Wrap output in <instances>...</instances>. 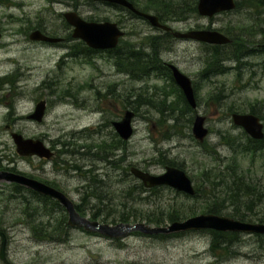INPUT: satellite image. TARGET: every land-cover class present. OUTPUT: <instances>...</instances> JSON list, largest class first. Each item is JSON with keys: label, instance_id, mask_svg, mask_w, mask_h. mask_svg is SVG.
<instances>
[{"label": "rangeland", "instance_id": "374dc122", "mask_svg": "<svg viewBox=\"0 0 264 264\" xmlns=\"http://www.w3.org/2000/svg\"><path fill=\"white\" fill-rule=\"evenodd\" d=\"M173 1L179 6V0H169L170 4ZM141 3L149 4L147 0ZM237 3L234 12L217 15L213 20L200 19L198 14L190 16L202 26L233 33L232 38L248 42L251 48L264 39V0H237ZM139 7L157 15L153 7ZM70 11L88 20L120 23L127 35L121 40L117 53H127L143 43L146 35L158 34L149 23L103 3L0 0V31L3 33L0 41V155L14 160L13 165L19 172L40 181H56L61 192L81 207L84 216L95 217L101 224L112 226L107 219L122 212H141L139 223L147 224L150 217L169 225L167 215L170 211L192 210L185 219L178 221L183 222L194 217L191 216L193 210L196 216L203 214L202 208L209 206L206 202L219 205L218 215L238 216L252 223L264 222V152H258L253 159L252 154L235 152L229 144L231 140L243 146L248 142L245 130L235 126L231 117L234 113H251L252 106L259 108L256 103L264 101V55L249 53L251 57L248 58L244 55L242 59L253 65L239 66V71L236 62L227 61L225 73L208 76L201 82L198 74L203 73L210 60L208 51L202 55L194 44L178 43L173 55L160 54L163 61L175 62L192 80L201 82L197 112L206 116V126L211 133L199 143L192 133L196 113L184 111L181 101L169 97L167 81L157 78L145 83L132 80L126 72L117 71L118 59L114 56L111 59L79 56L61 64L65 48L34 45L27 40L28 36L25 38L27 32L38 25H45L49 33L69 38L63 14ZM169 18L170 15L165 17L166 24ZM181 27L175 26L177 30ZM238 33L247 36L238 38ZM69 39V45L79 43ZM93 59L97 66L86 63ZM4 78L9 81L5 83ZM86 82L92 84V89L84 86ZM105 94H108L109 103L102 99ZM42 100L48 104L44 121L28 120ZM126 110L137 114L133 121L134 134L124 151H116L108 158L110 164L112 161L117 166L110 165L97 158L103 153L97 147L102 146L104 140L115 138L111 123L121 120ZM258 110L261 112L257 115L264 123V110ZM103 124L109 125L93 130ZM12 133L40 140L57 152L63 150V143L74 144L75 153L66 154L64 158L60 153L57 166L51 160L43 163L37 156L22 157L17 153ZM90 144L94 149L84 148ZM109 149L112 152L113 147ZM119 156L124 161L118 162ZM235 157L240 172L252 180L251 185L257 190L256 195L239 196L237 203L230 193L235 187L230 177L225 176L229 175L228 167L234 165ZM76 163L80 169L68 168ZM168 164L185 170L203 198L186 197L169 187L158 188L156 193L144 187L147 191L143 192L142 183L131 174L132 168L137 167L159 175ZM205 172L224 177L225 183L222 181L214 193L219 200H206L208 195L213 196L208 182L213 176L202 177ZM15 188L0 183V233L7 236V254L12 264H264V236L248 234L241 237L237 234L236 242L216 251L211 247L214 240L208 233L210 230L168 240L144 234L111 241L99 234L67 226L63 234L46 233L38 237L35 228L49 220L48 212L41 207L38 195L26 198L25 192L18 193ZM63 209L62 214L61 211L56 216L52 213V218L63 221V215L68 216ZM0 264L4 263L0 260Z\"/></svg>", "mask_w": 264, "mask_h": 264}, {"label": "water", "instance_id": "95a60500", "mask_svg": "<svg viewBox=\"0 0 264 264\" xmlns=\"http://www.w3.org/2000/svg\"><path fill=\"white\" fill-rule=\"evenodd\" d=\"M93 2L109 3L119 5L133 11L138 16H142L155 27L164 31H169L170 28L160 23L156 15L147 14L138 11L128 0H89ZM236 8L235 0H199L198 12L203 17L212 18L215 15L223 12L232 11ZM66 22L74 28L73 38L84 42L88 47L95 50H113L115 49L125 32L121 30L117 23L114 22H95L86 21L76 12H68L64 15ZM182 38L192 39L198 42L211 45H226L231 40L217 31H191L186 34H180ZM2 34L0 32V40ZM32 41H55L46 36L41 31L36 30L30 35ZM176 83L184 92L188 103L192 108H196V100L193 93V88L190 80L174 68ZM46 103L40 102L35 110V113L29 119L41 122L45 115ZM135 113L126 111L122 121L113 122L118 135L123 140H129L133 135L132 120ZM235 125L242 127L246 133L255 140L264 139V124L259 117L253 114H234L232 116ZM205 119L197 116L192 132L194 137L200 142L208 135V130L204 126ZM12 138L17 147V153L22 157H33L50 159L52 152L40 140L25 139L21 134H12ZM131 173L139 179L143 185L148 188L159 186H169L176 191L183 192L189 196H195L192 181L180 169L169 167L162 175H151L143 172L140 169L132 168ZM0 181L15 183L19 186L28 187L36 192L42 193L52 199H55L62 205L68 214V225L71 228H83L89 233H98L102 236L119 239L129 236L132 232L139 231L147 235L157 234H172L183 233L188 231H205L211 230L221 233H239V234H258L264 235V223H252L236 220L226 216L215 214H201L191 217L183 222H173L166 227H151L145 223H137L134 225L120 224L111 226L101 224L96 221H91L81 217L76 211L75 204L64 193L57 191L45 183L29 178L19 173L0 172ZM0 260L4 264H11L7 257V238L4 233H0Z\"/></svg>", "mask_w": 264, "mask_h": 264}, {"label": "flooded vegetation", "instance_id": "af4514ba", "mask_svg": "<svg viewBox=\"0 0 264 264\" xmlns=\"http://www.w3.org/2000/svg\"><path fill=\"white\" fill-rule=\"evenodd\" d=\"M185 1H187V0H179V3H180L179 6H176L175 1H173L171 13H170V18H169L170 20L166 24L170 28V30L169 31H164V30H162L160 28H155V27H153L151 25L154 30L158 31V34L152 35V36L146 35L142 39L144 42L141 43V44H138V47L136 48L137 49L136 52L139 53V56H140L141 59L142 58L144 59V57L150 55L148 60L152 61L154 63H157V64H154L155 66L154 65L148 66V68L146 70V73L141 76V80L140 81L145 83L146 80H151L153 78H157V79H159L161 81H167V84L169 85V92H168L169 97H175V99L181 101L182 107L184 108V111L189 112L190 109L188 107L189 103L187 101V98H186L184 92L182 91V89L180 88V86L176 83L175 74H174V68H176L180 73H182L184 76H186L190 80V82L192 84V88H193L194 97H195V100L197 102V109L199 107L200 93H201V90H202L201 82H202V80L208 78V76H213V73L211 71L208 73L209 75L204 73V71L206 69V66H208V63H206V65L204 66L205 69H204L203 73L200 71L199 74H198L199 77H200L201 82L194 81V80L191 79V77L189 75L183 73L179 69L178 65L175 64V62L163 61V59L161 58L160 54L161 53H168L170 55H173L175 53V51H177L176 47H177L178 43H180L181 45L184 44V43H187L188 45L192 43V44H194L195 46H197L199 48L198 51H200L202 53V55L205 52L209 51L210 48H212V47H222V46H213V45H208V44L206 45L204 43H199V42H197L195 40L186 39V38H182L181 37L180 34H186V33L191 32V31L218 30V29H215V28L210 27V26L209 27L208 26H202L201 24L196 23V21L193 20V17H191L189 15L188 7L186 6ZM197 2H198V0H197ZM108 6L117 7V5H108ZM134 6L139 9V10L137 9L138 11L141 10L140 7H139L140 5L137 6L136 4H134ZM118 8L121 11H124V12L127 11L133 18H136L138 20H142V21H145V22L149 23V21L147 19H145L142 16H138L133 11H131V10L125 8V7L123 8V7L118 6ZM142 11L143 10H141L140 12H142ZM143 12H145V11H143ZM145 13H148V12H145ZM197 14H198V11H197ZM199 18L200 19L204 18V19H208V20H213L214 19V17L213 18H206V17H202V16H200ZM65 24L67 26L66 30L70 31L69 38H72L73 40L78 41L79 43H83V42L73 38V30L74 29L71 26H69L67 23H65ZM118 24L121 25L120 23H118ZM176 25H181L182 27L177 30L175 28ZM121 28L123 29V27H121ZM36 30L41 31L43 34H45L46 36L52 38L55 41H49V42H46V41H32L30 39V35L32 34L33 31H36ZM124 32H125V35H127L125 30H124ZM2 35H3V33H2ZM27 36H28L27 40L30 41L31 44H34V45L42 44V45H47V46H56V47L65 48L66 49V54L62 58L63 60L61 61V64L64 63V61H67L69 59H77L79 56L81 58H94V56H101V58H104V59H106V58L111 59L112 56L116 57V55H117V49H114V50H103L102 51V50H94V49H90V48H88V50H86V51H82L80 53V55H76L75 54L76 50L74 49V46H77L79 43H76L75 45H69V43H70V39L69 38H63L61 36H58V33H56V32L49 33L47 31V27L45 25L44 26L38 25L35 28L31 29L29 32H27L25 38ZM235 43L234 42L232 43V45H233V46H231L232 50H233V48L234 49H241L244 52V55L247 58L251 57V56H249V53H251L252 56H254L256 54L257 55H264V39L261 40V41H258L251 48L249 46V43H245V42L242 43L240 41H237ZM163 48H165V51L163 50ZM125 52L126 51H123V53L119 52V56L121 57V59L124 58ZM143 59H142V61H144ZM86 63L90 64L91 66H94V65L97 66V63L94 61V59H93V61L87 60ZM237 63L238 64L236 66V69L238 71L240 69L239 66L251 67L253 65V63H251V62H248V61L245 62L244 59H241V61H239ZM156 66H159V68H157ZM117 71L120 72V73H125L124 71H121L120 69H117ZM4 77H7V75H5ZM4 79H5V83H7L9 81L8 78H4ZM3 80H1V81H3ZM84 86L87 89H92V84H90L89 82H86L84 84ZM107 97H108V94L102 95L103 101H105L106 103L107 102L109 103V100L107 99ZM46 103H47V101H46ZM174 104L178 106L177 103H174ZM174 104H172V105H174ZM47 106H48V104H47ZM197 109H195V110L193 109V112L196 113V117L199 115V113L197 112L198 111ZM124 112H123V114H124ZM203 117L205 118V124H206L207 123V118H206V116H203ZM119 120H120V118H119ZM108 125L109 124L99 125L98 128L93 129V130L94 131H98L100 129L106 128ZM9 128L10 127L7 126V129H9ZM106 130H108V129H106ZM208 130H209V133H211V130L209 128H208ZM51 151L53 153V157L50 160L55 164V166H57V164L59 162L60 154L54 148H51ZM119 158H120V156H119ZM39 160H41V162H43V163H46V161H47L45 158L44 159H40L39 158ZM13 162H14V160H13ZM13 162H12L11 159H9L8 155L1 154L0 155V172L21 173V172H19V170H17L14 167ZM103 162H105V161H103ZM28 176H30V175H28ZM41 182L46 183L48 186H50L52 188H55V189H57L59 191H62V190H60V187L57 185L58 183L56 181L46 180V181H41ZM0 183L9 184L10 185V183H7L6 181H0ZM83 193L86 194L85 191ZM87 197H89V196H87ZM57 203L58 202L56 200L51 199L49 197H46V196L41 197V199H40L41 207L48 212L47 217H49V220L47 222L41 223V227L43 229H45V228H49L50 230L51 229H58V228H61V224L62 225L64 224V223L61 222L62 221L61 218L60 219L58 218V220H57V218L55 220L52 218V213L56 216L58 214V212L61 211V214H62V210L58 207ZM79 213H80L81 216L84 215L83 211H81ZM67 221H68V216H67ZM57 222H58V224H57ZM67 226H68V223L66 224V227ZM78 230H81L82 232H84L83 229H78ZM130 236H135V235L132 234ZM139 236H143V235H139Z\"/></svg>", "mask_w": 264, "mask_h": 264}, {"label": "trees", "instance_id": "16d2710c", "mask_svg": "<svg viewBox=\"0 0 264 264\" xmlns=\"http://www.w3.org/2000/svg\"><path fill=\"white\" fill-rule=\"evenodd\" d=\"M130 1L133 4H136L137 6L143 5L146 7H153L157 13V16L159 17V19L162 23H165V17L170 15L171 9H172V4H170L169 0H147V2L149 3L147 5L142 4L141 3L142 0H130ZM185 4L188 7L189 15L190 14H197V0H187V1H185ZM141 10H143V9H141ZM146 12H148V11L146 10ZM227 35L230 36V35H233V33H227ZM240 35L247 36V34L242 33V34L238 35V38H240L239 37ZM233 39L235 40V42L238 41L235 38H233ZM78 45L74 46V48L76 49V51H75L76 55H80V53L82 51L88 50V47H86V45L84 43H80L81 46H78ZM227 47L228 46L212 47V48H210V50L208 49L209 50L208 53L210 55V60L208 62V66H206V69L204 71L205 74H208L210 71L213 73V75L225 73V71L227 69L224 66V64L226 63L227 60H232L234 62L241 61V59L244 56V52L241 49H236L235 51L234 50L227 51ZM136 51H137V49L135 48V49L125 53V56L123 59H121L119 54L116 55V59H118L116 62V65H117V69H120L121 71L126 72L129 76H131L132 80H141V76L146 73L148 66H152V65L157 64V63H154V62L148 60L150 55L144 57V59L142 58L144 60V61H142V59L139 56V53H137ZM156 67L159 68V66H156ZM256 105L259 106V108H256V106H252L251 114L258 116L257 115V113L259 111L258 109L264 110V101L258 102V103H256ZM169 107H171V105ZM189 109H190V111H192L191 108H189ZM259 112H261V111H259ZM263 119H264V116H263ZM103 142L104 143L102 144V146L99 145L97 147L99 149L100 153L103 150V153L100 155L101 158L97 155H94V156H97V158L100 160L103 159L102 161H105L106 163H109V164H110V162H109L108 158H111V155H114L116 151H119V150L124 151V149L126 148V143H127V142L122 141L117 135H115V138L110 139V140H104ZM235 143H236L235 140L229 141L230 146L234 149L235 152L239 151L240 153H246V154L250 153V154H252L253 159H254V156H256V154L258 152H260V151L264 152V140L263 141H255V140H252L249 138L248 142L246 144H244V146L242 144L237 145ZM66 147H68V148L66 149ZM111 147H113L112 152H110V149H109ZM70 148H73V149H70ZM74 148H75L74 144L71 145V144L63 143V150H60L59 154L62 153L63 154L62 158H64L66 156V154H69V155L74 154L75 153ZM84 148L91 150L92 148L94 149V146L92 144H90V145H85ZM60 157H61V155H60ZM263 157H264V155H263ZM121 160L123 161L124 159L121 158L118 162H120ZM62 162H64V160H62ZM232 163H234V165H230L228 167L229 171H230L229 175L225 174V176L230 177V180L232 181V184L235 187V188L231 189V187H230L231 184H230V186L227 185V188L231 189L230 193L233 195V200L237 203L239 200V196H242L244 194H246L248 196L256 195L257 190H256L255 186L251 185L252 180L250 178H247L246 175H244L240 172V168L237 167V164H236L237 163L236 157L233 159ZM111 164L116 165V163H114L112 161H111ZM168 165L169 166H175L174 164H168ZM80 167L81 166L77 163L74 165H71V166L68 165L69 169H80ZM84 172L89 173V170H85ZM248 174H250V171L248 172ZM207 175H212V174L205 172V173H203L202 177L205 178V176H207ZM212 176H213V178L211 180H209L208 182H209V184H211V187H212L211 194L213 196L208 195V197H206L207 201L219 200L216 197V195H218V194L214 195V193L216 192V187H219L220 184H222V181H223V183H225L224 177L220 176V174H213ZM140 187H141L143 192L147 191V189H145L142 184ZM15 189H17L18 193H21L20 192L21 190L23 193L25 192L24 196L26 198L28 196H33V197L37 196V194H35L31 191L26 192L24 190V188L20 187V186H16ZM157 189L158 188L151 189L150 191L156 193L158 191ZM200 195L201 194L199 193V190L197 189V193H196L194 198L201 197ZM201 198H203V197H201ZM40 199L41 198H39V197L37 198L38 201H40ZM206 203L209 206L205 205L202 208L203 209L202 212H204L203 214H205V213L206 214L212 213V214H217V215L219 214V212H220V209L218 207L219 205L216 206L214 204H211L210 202L209 203L206 202ZM57 205L63 212V210H64L63 207L61 205H59L58 203H57ZM180 210H184L185 212H180ZM77 211L78 212L82 211L80 206H77ZM191 211L192 210H189L187 212L185 209L178 208L172 212L170 211L167 215V219L170 223H173V222L179 221L183 218L185 219L189 215V212H191ZM140 213L141 212H137V214L136 213L122 212L120 215L112 217L113 219H107V220H110L111 221L110 223L113 225L135 224V223H139V221H141V217H140L141 214ZM191 216H196V213L194 212V210H193ZM229 217L245 221L244 218H242V217L238 218V216H232V215H230ZM90 218L93 221L96 220L95 217H90ZM146 222H147V224L149 223V224H152L154 226H165L166 225L164 222H162L158 219H151L150 217L147 218ZM62 223H64V224L63 225L61 224V228L51 229L50 232H47V228L43 229L39 225V226H37V228H35L36 231H38V233H39L36 235H38V237H40L41 235L45 236L47 233V234H50L52 236H55V234L58 232H60V234H63L64 233L63 230H65L66 224H67V216L66 215H63ZM208 233L212 235V238L214 240V242L212 241L211 247L213 249H215V251H216V249H218V250L224 249L223 247H226L227 245L229 246L233 242H236L237 238L239 237V236H237V234H232V233H218V232H214V231H210ZM134 235H142V234L134 233ZM184 235H185L184 233H181V234L177 233V234H171V235L155 236L154 238L159 239V240H168L170 238H177V237H181ZM228 239H230V240H228Z\"/></svg>", "mask_w": 264, "mask_h": 264}, {"label": "bare ground", "instance_id": "6f19581e", "mask_svg": "<svg viewBox=\"0 0 264 264\" xmlns=\"http://www.w3.org/2000/svg\"><path fill=\"white\" fill-rule=\"evenodd\" d=\"M24 189H25V191H31V192L37 194L39 197H43V196H45L44 194L39 193V192H36V191H34V190H32V189H30V188H28V187H24ZM61 206H62V205H61Z\"/></svg>", "mask_w": 264, "mask_h": 264}]
</instances>
